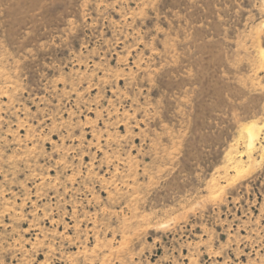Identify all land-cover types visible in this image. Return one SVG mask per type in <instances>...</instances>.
<instances>
[{"label":"rangeland","instance_id":"1","mask_svg":"<svg viewBox=\"0 0 264 264\" xmlns=\"http://www.w3.org/2000/svg\"><path fill=\"white\" fill-rule=\"evenodd\" d=\"M0 264H264V0H0Z\"/></svg>","mask_w":264,"mask_h":264},{"label":"bare ground","instance_id":"2","mask_svg":"<svg viewBox=\"0 0 264 264\" xmlns=\"http://www.w3.org/2000/svg\"><path fill=\"white\" fill-rule=\"evenodd\" d=\"M253 126H254V124H249V125L247 126V130L252 131V130H253Z\"/></svg>","mask_w":264,"mask_h":264}]
</instances>
